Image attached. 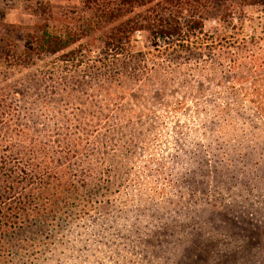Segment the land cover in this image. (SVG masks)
<instances>
[{
	"label": "rangeland",
	"instance_id": "374dc122",
	"mask_svg": "<svg viewBox=\"0 0 264 264\" xmlns=\"http://www.w3.org/2000/svg\"><path fill=\"white\" fill-rule=\"evenodd\" d=\"M116 3L0 0V156L23 167L27 134L59 192L51 210L37 201L43 215L15 236L24 246L12 264H264V131L227 88L238 71L219 58L235 51L229 36L264 41V13L209 0L211 57L164 52L147 31L120 41L122 19L142 23L167 6L117 20ZM44 31L70 43L47 51Z\"/></svg>",
	"mask_w": 264,
	"mask_h": 264
},
{
	"label": "trees",
	"instance_id": "16d2710c",
	"mask_svg": "<svg viewBox=\"0 0 264 264\" xmlns=\"http://www.w3.org/2000/svg\"><path fill=\"white\" fill-rule=\"evenodd\" d=\"M117 7L108 9L110 13L115 11L117 20H121L124 14L131 12L128 8L136 6L150 5L152 3L163 2L167 7L166 12L158 15L152 14L145 17L142 23L135 18L129 23L126 19L120 22L124 24L118 29L116 37L119 40L126 42L129 38L130 32L135 30L147 31L150 36L151 45L159 47L162 51H167L171 46L180 45L201 49L206 48L207 53L213 57L215 49V40L211 35H208L203 30V20L205 19V7L209 0H116ZM243 6L256 7L260 13H264V0H238ZM125 11V13H124ZM107 17V13H105ZM114 17V16H113ZM116 18V16H115ZM116 20V19H115ZM141 20V17L140 19ZM114 21V20H113ZM112 21V22H113ZM47 34V35H46ZM235 41L232 45L235 51L228 55L223 53L221 58L223 63H226L233 71H238L232 77L231 84L227 86L229 92L235 96H239L241 101L245 103L246 107L258 117L261 121V130L264 131V41H259L260 38L252 37L250 41L246 42L245 38H237L229 36ZM209 39V40H207ZM117 40V39H116ZM162 42L160 44L159 42ZM40 46L47 51L57 52L65 48L70 41L59 35L46 33L40 39ZM204 55V53H202ZM208 55V56H209ZM243 67V71L239 69ZM237 94V95H236ZM24 140L28 144V149L24 153L25 164L23 167L13 169L7 168L3 156H0V264H12L15 252L24 246L15 237L17 233L32 225L28 221L34 223L43 215L42 210L37 205V201L51 198L57 194V189L52 186L53 175L50 173V162L47 161L46 152L37 147L35 141L27 134ZM6 150V149H5ZM42 157L40 159L39 155ZM7 158V156H5ZM11 159V158H10ZM34 170L38 174L42 171L44 177L29 175L28 172ZM253 173L246 172L249 179H252ZM33 175L40 181L38 182L37 193H33V188L30 186L33 182ZM56 179V178H55ZM54 179V180H55ZM16 193L20 196L14 203H11V197ZM59 193V192H58ZM36 202L35 206H32ZM249 204V202L247 203ZM53 201L46 204L47 210H51ZM232 209V208H231ZM230 210V208H226ZM163 228L166 231L167 224ZM201 235L202 232H197L196 235ZM149 242V241H146ZM197 256L192 255L189 260H185L188 264H197ZM201 264V263H199Z\"/></svg>",
	"mask_w": 264,
	"mask_h": 264
}]
</instances>
